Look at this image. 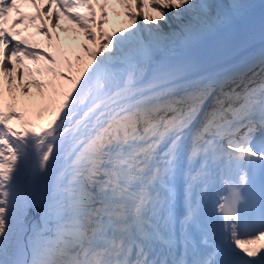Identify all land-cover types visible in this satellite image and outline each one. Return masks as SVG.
I'll list each match as a JSON object with an SVG mask.
<instances>
[{
    "label": "snow or ice",
    "instance_id": "1",
    "mask_svg": "<svg viewBox=\"0 0 264 264\" xmlns=\"http://www.w3.org/2000/svg\"><path fill=\"white\" fill-rule=\"evenodd\" d=\"M114 4L0 0V264H264V53L188 56L255 5Z\"/></svg>",
    "mask_w": 264,
    "mask_h": 264
},
{
    "label": "rangeland",
    "instance_id": "2",
    "mask_svg": "<svg viewBox=\"0 0 264 264\" xmlns=\"http://www.w3.org/2000/svg\"><path fill=\"white\" fill-rule=\"evenodd\" d=\"M111 3V0H110ZM134 5H140L143 3V0H133ZM111 7L108 10V17L110 23L106 25V30L105 31H113L115 30L116 32L119 33L120 29H125L128 31L134 30L132 26L128 23V21L125 19L124 13L122 9H119L116 7L114 4L111 3ZM30 9H33L30 5H28ZM35 10V9H33ZM41 10H45V5L41 6ZM98 13H99V6H98ZM134 12L137 15V23H141L143 20V13L139 11V8H134ZM149 15L151 17H155V13L149 12ZM14 16V13L12 14V17ZM163 23L162 21H160ZM66 27V26H64ZM74 26L66 27V28H73ZM112 29V30H111ZM78 31V30H77ZM38 38H43L41 36H37Z\"/></svg>",
    "mask_w": 264,
    "mask_h": 264
},
{
    "label": "bare ground",
    "instance_id": "3",
    "mask_svg": "<svg viewBox=\"0 0 264 264\" xmlns=\"http://www.w3.org/2000/svg\"><path fill=\"white\" fill-rule=\"evenodd\" d=\"M261 1L262 0H248V2L251 3V4H253V5H257ZM220 55L225 56V55H227V53L217 54V55H211L210 58L199 59V60H197L195 62H197L200 65V71L201 72H204V70L206 69V67H203V66H205L204 64L218 60Z\"/></svg>",
    "mask_w": 264,
    "mask_h": 264
}]
</instances>
